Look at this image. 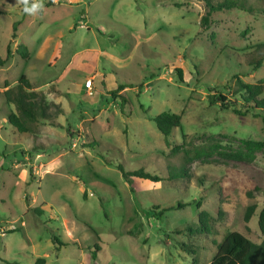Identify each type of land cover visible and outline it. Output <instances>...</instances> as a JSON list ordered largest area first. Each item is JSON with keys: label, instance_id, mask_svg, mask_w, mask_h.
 <instances>
[{"label": "rangeland", "instance_id": "rangeland-1", "mask_svg": "<svg viewBox=\"0 0 264 264\" xmlns=\"http://www.w3.org/2000/svg\"><path fill=\"white\" fill-rule=\"evenodd\" d=\"M221 1L27 0L38 7L26 13L25 0H0V55L9 44L14 52L0 66V264H212L230 232L263 240L264 148L250 162L219 152L264 142V120L240 86L264 85V60L251 64L264 44V0L204 22ZM22 43L29 59L16 53ZM23 74L60 97L59 125L39 120L25 134L9 123L16 108L3 91ZM88 78L95 101L72 90ZM165 111L182 116L169 145L153 121ZM206 146L209 159L188 161ZM120 163L162 180L125 179Z\"/></svg>", "mask_w": 264, "mask_h": 264}, {"label": "trees", "instance_id": "trees-1", "mask_svg": "<svg viewBox=\"0 0 264 264\" xmlns=\"http://www.w3.org/2000/svg\"><path fill=\"white\" fill-rule=\"evenodd\" d=\"M208 12L204 16L203 21L207 22L209 16L218 10L223 9H243L249 12L255 11L252 5H248L243 0H223L217 4H208ZM18 23L14 24L15 33L14 38L17 37L16 30ZM16 53L22 59H29L31 52L28 46L24 43L19 44ZM14 57L11 45H8L7 55L5 57L0 55V66H4L10 59ZM264 60V44L257 47L256 54L253 56L252 65L260 67ZM264 82V81H263ZM241 89L244 90V101L248 104V108L256 110L258 115L264 120V98L260 95L264 92L263 84H244L241 83ZM3 96L8 104H13L16 108V112H12L8 116L9 123L14 126L20 133L32 134L35 131V124L39 120H44L52 126L59 125V117L64 114L65 110L60 103L49 100L47 93L44 90H37L33 87V84L26 74L21 75L18 83L3 91ZM220 98L227 103L225 95L220 93ZM182 116L178 113H171L168 111L162 112L153 117V121L156 123L158 129L165 137L166 144L169 145V137L172 131L181 126ZM67 132L70 133V128H67ZM242 145L239 149L234 151H220V155L228 160L234 161H246L250 162L255 157V152L264 148V142L253 141L248 139L242 140ZM96 142L88 144L94 147ZM212 155L208 146L197 148L192 153L188 152V161L192 162L194 159L205 156L206 159ZM118 169L122 172L125 179H129L134 176L140 179L158 182L162 178L156 174L146 172L144 169H138L134 171L127 170L123 164L117 165ZM185 169H179L171 173V178L176 179L185 175ZM183 207L184 204H178ZM256 206H249L245 220L250 221L255 212ZM159 219L162 217V213H157ZM211 219L209 212L203 210L199 215L200 229L206 230V232L212 231ZM259 229L262 233L263 240L260 243H256L240 232L233 231L228 233L225 238L217 243V253L213 258L212 264H264V207L261 209L258 217ZM54 242L58 245L62 244L61 239L54 235ZM46 260L40 258L37 264H45Z\"/></svg>", "mask_w": 264, "mask_h": 264}, {"label": "crops", "instance_id": "crops-1", "mask_svg": "<svg viewBox=\"0 0 264 264\" xmlns=\"http://www.w3.org/2000/svg\"><path fill=\"white\" fill-rule=\"evenodd\" d=\"M32 82V81H31ZM34 83V82H33ZM48 85V84H47ZM46 86V85H45ZM43 90V89H42ZM72 90H73V92H76V93H79V92H81V91H85V93H84V95H83V97H86L87 99H92V100H96L97 98H98V96H99V94H98V90L96 89V87H95V85H93V88H92V94H90V92H89V90L86 88V86H85V82H84V84L82 85V86H74L73 88H72ZM45 91V90H44ZM88 93V94H87ZM52 101H55V102H57V103H60L61 104V99H60V97H58L57 99H54V100H52ZM62 105V104H61ZM62 107L64 108V106L62 105ZM64 110L66 111V109L64 108Z\"/></svg>", "mask_w": 264, "mask_h": 264}, {"label": "clouds", "instance_id": "clouds-1", "mask_svg": "<svg viewBox=\"0 0 264 264\" xmlns=\"http://www.w3.org/2000/svg\"><path fill=\"white\" fill-rule=\"evenodd\" d=\"M25 4H26V6H25V8H24V11H25L26 13H33V12L36 10V8L38 7L37 4H32L31 7H28V6H27V0H25Z\"/></svg>", "mask_w": 264, "mask_h": 264}, {"label": "built area", "instance_id": "built-area-1", "mask_svg": "<svg viewBox=\"0 0 264 264\" xmlns=\"http://www.w3.org/2000/svg\"><path fill=\"white\" fill-rule=\"evenodd\" d=\"M85 86H86V88L89 90L90 94H92L93 79H92V78H88V79L85 81Z\"/></svg>", "mask_w": 264, "mask_h": 264}]
</instances>
